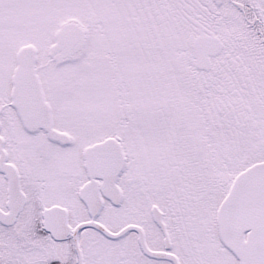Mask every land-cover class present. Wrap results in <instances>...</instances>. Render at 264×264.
I'll return each mask as SVG.
<instances>
[{"label": "snow or ice", "instance_id": "obj_1", "mask_svg": "<svg viewBox=\"0 0 264 264\" xmlns=\"http://www.w3.org/2000/svg\"><path fill=\"white\" fill-rule=\"evenodd\" d=\"M0 264H264V0H0Z\"/></svg>", "mask_w": 264, "mask_h": 264}]
</instances>
